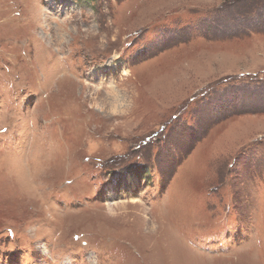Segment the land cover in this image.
<instances>
[{
    "label": "rangeland",
    "instance_id": "374dc122",
    "mask_svg": "<svg viewBox=\"0 0 264 264\" xmlns=\"http://www.w3.org/2000/svg\"><path fill=\"white\" fill-rule=\"evenodd\" d=\"M0 264H264V0H0Z\"/></svg>",
    "mask_w": 264,
    "mask_h": 264
},
{
    "label": "trees",
    "instance_id": "16d2710c",
    "mask_svg": "<svg viewBox=\"0 0 264 264\" xmlns=\"http://www.w3.org/2000/svg\"><path fill=\"white\" fill-rule=\"evenodd\" d=\"M146 173H147V171H146ZM118 175H119V173H118ZM115 177H116V174H115ZM115 177H114V178H115ZM145 177L148 178V177L146 176V174H145ZM116 178H117V180L119 179V182H120L121 178H118V177H116ZM142 179H143V178H142Z\"/></svg>",
    "mask_w": 264,
    "mask_h": 264
},
{
    "label": "bare ground",
    "instance_id": "6f19581e",
    "mask_svg": "<svg viewBox=\"0 0 264 264\" xmlns=\"http://www.w3.org/2000/svg\"><path fill=\"white\" fill-rule=\"evenodd\" d=\"M64 1V0H63ZM67 2V1H66Z\"/></svg>",
    "mask_w": 264,
    "mask_h": 264
}]
</instances>
